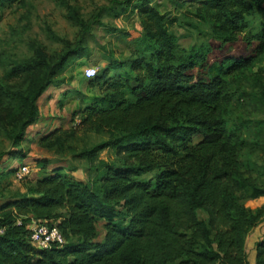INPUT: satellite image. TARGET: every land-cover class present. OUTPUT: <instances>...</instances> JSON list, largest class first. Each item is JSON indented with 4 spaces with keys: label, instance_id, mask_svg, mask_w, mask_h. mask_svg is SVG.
I'll return each mask as SVG.
<instances>
[{
    "label": "trees",
    "instance_id": "trees-1",
    "mask_svg": "<svg viewBox=\"0 0 264 264\" xmlns=\"http://www.w3.org/2000/svg\"><path fill=\"white\" fill-rule=\"evenodd\" d=\"M202 1L219 28L231 32L227 41H235L246 14L262 0ZM141 8L152 44L145 43L134 64H110L118 82L83 111L85 126L115 133L104 147H116L125 162L105 166L93 184L60 168L47 174L50 161H39L43 177L29 195L0 206V264H249L246 237L263 212L242 204L237 191L250 190L254 200L264 197V188L244 176L224 119L225 79L249 60L210 63L203 49L187 52L166 29L163 14L148 1ZM259 39L264 49V31ZM36 53L34 65L47 73L30 96H20L28 106L21 132L39 121L37 103L53 76L83 49L68 50L53 65L43 49ZM194 137L201 140L194 143ZM101 148L85 156L94 159ZM148 174L152 180L142 179ZM34 221L57 227L64 244L35 248ZM100 222L106 233L98 242ZM256 264H264V239L257 243Z\"/></svg>",
    "mask_w": 264,
    "mask_h": 264
},
{
    "label": "rangeland",
    "instance_id": "rangeland-1",
    "mask_svg": "<svg viewBox=\"0 0 264 264\" xmlns=\"http://www.w3.org/2000/svg\"><path fill=\"white\" fill-rule=\"evenodd\" d=\"M146 1L163 14L166 29L180 48L203 49L210 63L249 60L225 79L224 119L234 134L244 176L264 188V49L259 48L264 0L246 14L235 41H227L231 32L219 28L202 0H0V206L29 195L43 177L39 164L43 159L50 161L47 174L60 168L93 184L105 166L125 162V154L116 147H104L116 138L115 133H97L85 126L83 111L118 82V72L110 70V64H134L145 43L152 44L144 30L148 17L141 6ZM78 45L83 49L81 57L69 60L53 76L37 103L39 121L21 132L28 106L20 96H30L47 73L34 65L37 50L43 49L53 65ZM27 65H32L31 70L23 72ZM90 68L103 78H89ZM43 140L47 141L42 144ZM200 140L193 138L194 143ZM100 146L94 159L85 156ZM237 195L249 209L263 212L246 237L249 264H256L257 243L264 239V197L251 199L250 190H238ZM199 215L210 221L206 211ZM97 229L101 242L104 224L98 223Z\"/></svg>",
    "mask_w": 264,
    "mask_h": 264
},
{
    "label": "built area",
    "instance_id": "built-area-1",
    "mask_svg": "<svg viewBox=\"0 0 264 264\" xmlns=\"http://www.w3.org/2000/svg\"><path fill=\"white\" fill-rule=\"evenodd\" d=\"M89 73H92L89 75ZM89 78H94L97 74V70L90 68L86 71ZM30 240L32 245L41 250H49L54 245H63L65 240L61 232L57 227H49L46 224H40L34 221L31 227Z\"/></svg>",
    "mask_w": 264,
    "mask_h": 264
},
{
    "label": "clouds",
    "instance_id": "clouds-1",
    "mask_svg": "<svg viewBox=\"0 0 264 264\" xmlns=\"http://www.w3.org/2000/svg\"><path fill=\"white\" fill-rule=\"evenodd\" d=\"M92 73H89V75H91Z\"/></svg>",
    "mask_w": 264,
    "mask_h": 264
}]
</instances>
